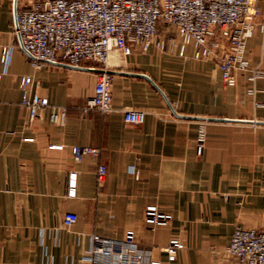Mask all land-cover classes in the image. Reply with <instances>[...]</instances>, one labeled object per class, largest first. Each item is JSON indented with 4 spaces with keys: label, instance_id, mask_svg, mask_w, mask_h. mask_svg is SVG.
<instances>
[{
    "label": "crops",
    "instance_id": "0c3cea01",
    "mask_svg": "<svg viewBox=\"0 0 264 264\" xmlns=\"http://www.w3.org/2000/svg\"><path fill=\"white\" fill-rule=\"evenodd\" d=\"M13 1L0 0V264H84L93 235L120 240L128 231L136 233L143 264H238L226 252L235 227L264 224V80L252 99L243 78L225 86L217 58H196L194 46L185 57L169 55L170 45L162 53L156 39L149 53L116 60L111 111L85 113L96 75L35 69L14 35ZM256 7L245 58L264 69V0ZM171 28L160 27L157 37L177 38ZM3 48L11 50L7 65ZM25 76L50 102L31 123L21 105ZM127 110L145 113L144 122L126 123ZM75 146L100 155L75 163ZM100 166L107 169L101 183ZM149 207L172 220L152 227ZM67 213L78 220L63 228ZM172 240L184 245L175 260L165 251Z\"/></svg>",
    "mask_w": 264,
    "mask_h": 264
},
{
    "label": "built area",
    "instance_id": "2783aa9c",
    "mask_svg": "<svg viewBox=\"0 0 264 264\" xmlns=\"http://www.w3.org/2000/svg\"><path fill=\"white\" fill-rule=\"evenodd\" d=\"M13 14L14 35L37 70L47 64L96 71L90 64L107 65L114 54L149 53L156 39L164 48V41H158L157 36L160 27L167 26L177 32L180 57L186 56L188 46H194L196 58H217L226 87L235 88L238 80L245 78L249 84L247 95L254 99L259 92L257 82L264 80V69L252 66L245 58L246 41L257 27L256 0H31L25 6L14 0ZM260 30L264 32V24ZM10 53V49L3 48L5 65ZM99 71L95 74L94 94L86 99L82 108L85 113L111 111L113 74L104 69ZM34 85L30 76L21 80V105L28 110L31 122L50 106L48 98L34 93ZM56 119L54 115L53 120ZM124 119L128 124L140 125L145 113L127 110ZM203 152L204 138H200L197 153L201 156ZM99 155L100 150L96 148H72L75 163L87 156ZM106 172L105 166L99 167L100 183ZM68 188L69 195L75 196V174H71ZM77 220V215L67 213L62 227L70 228ZM171 220V215L159 212L156 207L148 208L145 214L146 223L152 227L167 226ZM181 249L182 243L173 240L166 252L175 260ZM228 253L238 264H264V225L259 230L236 227ZM145 258L138 249L134 231H128L120 240L93 235L92 249L84 264H143Z\"/></svg>",
    "mask_w": 264,
    "mask_h": 264
},
{
    "label": "rangeland",
    "instance_id": "374dc122",
    "mask_svg": "<svg viewBox=\"0 0 264 264\" xmlns=\"http://www.w3.org/2000/svg\"><path fill=\"white\" fill-rule=\"evenodd\" d=\"M257 16H258V14H257ZM168 28H169V30H168ZM164 29H166L167 31L166 32H168V31H170V30H172V28L171 27H167V26H164ZM161 36V35H160ZM167 37H168V39H167ZM167 37H165V36H161V38L160 37H158V41H164V48H159V49H161V50H159L160 52H162V53H165V52H168L169 51V45L170 46H172V50H170L169 52H168V54L170 55H173V54H177V52H178V54H179V49L177 48V47H175V46H177L178 45V42H179V38L177 39L176 37H174V35L173 34H168V36ZM173 38H175V39H173ZM222 46H224L225 48L227 47V44L226 43H224L223 42V44H222ZM160 47V46H159ZM223 47V48H224ZM219 51V49H217L216 50V53ZM179 56V55H178ZM120 57V54H114L111 58H110V60H109V62L107 63V65H102V64H99V63H92V64H90V66L91 67H94V68H96V70H99V69H104V70H108V71H110L111 73L113 72V70H114V64H116L115 62H116V60H118V58ZM252 65V64H251ZM253 66V65H252ZM85 69V68H84ZM91 73H94V74H96L97 72H91ZM244 80H245V78H243ZM246 81V80H245ZM226 86V85H225ZM238 86V85H237ZM236 88V87H235ZM30 121V120H29ZM30 123H31V121H30ZM202 135H204V134H201L200 135V137H199V140H200V138H204V144H205V135L204 136H202ZM150 208V207H149ZM158 210V209H157ZM147 211V210H146ZM159 211V210H158ZM159 212H161V211H159ZM161 213H163V212H161ZM145 214H146V212H145ZM164 214H167V215H171V214H169V213H164ZM172 216V215H171ZM146 222V221H145ZM170 223V222H169ZM264 225V224H263ZM238 226H241V225H238ZM238 226H236V227H238ZM236 227H235V229H236ZM241 227H244V226H241ZM245 229H248V230H254V229H256V230H259V228H246V227H244ZM262 228V227H261ZM235 231V230H234ZM134 233H135V231H134ZM234 234V233H233ZM135 235H136V233H135ZM233 237V236H232ZM232 240V239H231ZM173 241V240H172ZM177 241H179V240H177ZM180 242V241H179ZM170 244H171V242H170ZM170 244H169V246H170ZM230 244H231V242H230ZM230 244L226 247V252H227V254L231 257V258H233V259H235L234 257H232L229 253H228V247L230 246ZM182 245H183V243H182ZM168 246V247H169ZM167 247V248H168ZM166 248V249H167ZM183 248H184V245H183ZM166 249H165V251H166ZM237 260V259H236ZM154 262H156V263H158V264H160L159 262H157V261H154Z\"/></svg>",
    "mask_w": 264,
    "mask_h": 264
},
{
    "label": "water",
    "instance_id": "95a60500",
    "mask_svg": "<svg viewBox=\"0 0 264 264\" xmlns=\"http://www.w3.org/2000/svg\"><path fill=\"white\" fill-rule=\"evenodd\" d=\"M17 1V0H16ZM60 66H65V67H67V68H71V69H77V68H73V67H70V66H67V65H60ZM78 70H85V71H88V72H100L99 70H96V71H92V70H90V69H84V68H82V69H78ZM112 74H114V72H112ZM264 124V123H263Z\"/></svg>",
    "mask_w": 264,
    "mask_h": 264
}]
</instances>
